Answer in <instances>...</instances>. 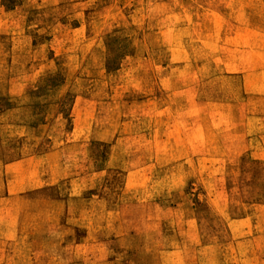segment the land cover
Returning a JSON list of instances; mask_svg holds the SVG:
<instances>
[{"label": "rangeland", "instance_id": "1", "mask_svg": "<svg viewBox=\"0 0 264 264\" xmlns=\"http://www.w3.org/2000/svg\"><path fill=\"white\" fill-rule=\"evenodd\" d=\"M0 264H264V0H0Z\"/></svg>", "mask_w": 264, "mask_h": 264}]
</instances>
